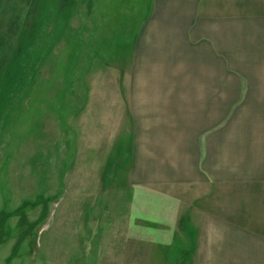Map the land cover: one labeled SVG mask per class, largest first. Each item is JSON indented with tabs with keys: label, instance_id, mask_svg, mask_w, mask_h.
<instances>
[{
	"label": "crops",
	"instance_id": "obj_1",
	"mask_svg": "<svg viewBox=\"0 0 264 264\" xmlns=\"http://www.w3.org/2000/svg\"><path fill=\"white\" fill-rule=\"evenodd\" d=\"M150 1L129 67L101 62L103 81L71 92L73 168L94 171L101 187L91 202L103 193L114 209L112 193L124 196V187L100 181L115 161L125 164L133 192L120 212L126 224L112 217L107 233L119 235L118 254L106 258L264 264V0ZM239 47L245 76L223 80L238 74L223 58H237ZM142 194L169 198V212L155 213L145 228L135 206L148 200Z\"/></svg>",
	"mask_w": 264,
	"mask_h": 264
},
{
	"label": "rangeland",
	"instance_id": "obj_2",
	"mask_svg": "<svg viewBox=\"0 0 264 264\" xmlns=\"http://www.w3.org/2000/svg\"><path fill=\"white\" fill-rule=\"evenodd\" d=\"M150 2L0 0V230L5 234L0 264L10 255L9 264L120 262L106 258L118 252L119 241V235L109 236L107 230L114 218L120 227L126 224L127 216L120 212L127 210L133 194L128 170L115 161L100 179L105 186L125 188L120 199L117 191L112 193L114 209L103 193L91 202L89 195L101 187L94 171L80 164L77 172L73 168L71 92L90 79L103 81L101 62L119 70L129 67L133 40ZM243 50L238 48L235 59L223 58V67L232 64L238 73H224L223 80L244 78ZM78 146L85 150L83 142ZM124 148L129 150L126 143ZM143 198L148 200L135 206L145 228L155 213L161 219L169 212V198ZM109 238H114L115 250L109 249Z\"/></svg>",
	"mask_w": 264,
	"mask_h": 264
},
{
	"label": "trees",
	"instance_id": "obj_3",
	"mask_svg": "<svg viewBox=\"0 0 264 264\" xmlns=\"http://www.w3.org/2000/svg\"><path fill=\"white\" fill-rule=\"evenodd\" d=\"M29 2H30V0H28V4H29ZM2 219H5V215H4V218H2ZM4 241H5V234H4L3 229H1V230H0V244L3 243ZM17 247H18V246H17ZM17 247H14V249H13V255L16 254V252H17ZM12 258H13L12 255H10V256L7 258V260H6V264H9Z\"/></svg>",
	"mask_w": 264,
	"mask_h": 264
}]
</instances>
